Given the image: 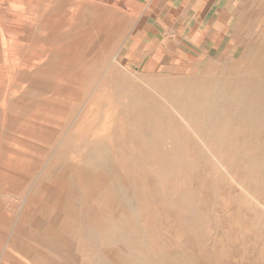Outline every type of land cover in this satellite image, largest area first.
I'll return each mask as SVG.
<instances>
[{
	"label": "rangeland",
	"instance_id": "rangeland-1",
	"mask_svg": "<svg viewBox=\"0 0 264 264\" xmlns=\"http://www.w3.org/2000/svg\"><path fill=\"white\" fill-rule=\"evenodd\" d=\"M134 28L0 0V264H264V28L154 74Z\"/></svg>",
	"mask_w": 264,
	"mask_h": 264
},
{
	"label": "crops",
	"instance_id": "crops-1",
	"mask_svg": "<svg viewBox=\"0 0 264 264\" xmlns=\"http://www.w3.org/2000/svg\"><path fill=\"white\" fill-rule=\"evenodd\" d=\"M101 1L122 5L135 19L123 58L148 74L193 71L235 49L238 34L264 28V0Z\"/></svg>",
	"mask_w": 264,
	"mask_h": 264
}]
</instances>
